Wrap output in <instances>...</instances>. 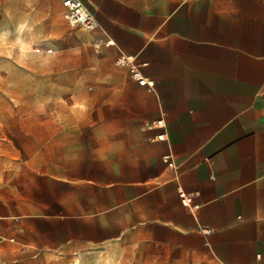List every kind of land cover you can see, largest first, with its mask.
I'll use <instances>...</instances> for the list:
<instances>
[{
  "label": "crops",
  "instance_id": "0c3cea01",
  "mask_svg": "<svg viewBox=\"0 0 264 264\" xmlns=\"http://www.w3.org/2000/svg\"><path fill=\"white\" fill-rule=\"evenodd\" d=\"M80 1L104 48L147 81L136 84L147 141L96 167L108 179L72 181L66 218L0 211V248L21 220L13 233L33 258L138 246L264 264V0Z\"/></svg>",
  "mask_w": 264,
  "mask_h": 264
},
{
  "label": "rangeland",
  "instance_id": "374dc122",
  "mask_svg": "<svg viewBox=\"0 0 264 264\" xmlns=\"http://www.w3.org/2000/svg\"><path fill=\"white\" fill-rule=\"evenodd\" d=\"M61 2L0 0V211L23 218H66L77 189L72 181L108 179L96 167L127 158L147 141L137 81L104 48L98 29L69 27ZM20 221L8 223L14 241L0 248V264H203L209 258L194 253L177 262L138 246L46 249L33 258L13 233Z\"/></svg>",
  "mask_w": 264,
  "mask_h": 264
},
{
  "label": "built area",
  "instance_id": "2783aa9c",
  "mask_svg": "<svg viewBox=\"0 0 264 264\" xmlns=\"http://www.w3.org/2000/svg\"><path fill=\"white\" fill-rule=\"evenodd\" d=\"M64 19L69 27L74 28L77 26L84 27L85 29L92 31L98 28V23L94 16L85 8L84 4L80 0H62L61 2ZM119 64L127 67L128 72L141 86L147 85V81L136 71L133 58L125 55H120ZM157 126L161 127L162 123L157 122ZM181 194L180 203L182 207L196 210L197 206L193 205V197L189 195H182V191L178 190ZM209 234L210 231H207ZM6 239L0 236V245L5 243ZM12 242V240H10Z\"/></svg>",
  "mask_w": 264,
  "mask_h": 264
},
{
  "label": "bare ground",
  "instance_id": "6f19581e",
  "mask_svg": "<svg viewBox=\"0 0 264 264\" xmlns=\"http://www.w3.org/2000/svg\"><path fill=\"white\" fill-rule=\"evenodd\" d=\"M76 264H79V261H78V259H77V262H76Z\"/></svg>",
  "mask_w": 264,
  "mask_h": 264
}]
</instances>
